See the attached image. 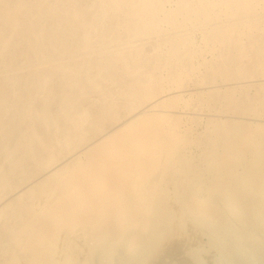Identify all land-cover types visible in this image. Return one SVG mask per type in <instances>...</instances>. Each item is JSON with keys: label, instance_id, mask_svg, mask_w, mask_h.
<instances>
[{"label": "bare ground", "instance_id": "6f19581e", "mask_svg": "<svg viewBox=\"0 0 264 264\" xmlns=\"http://www.w3.org/2000/svg\"><path fill=\"white\" fill-rule=\"evenodd\" d=\"M0 264H264V0H0Z\"/></svg>", "mask_w": 264, "mask_h": 264}]
</instances>
